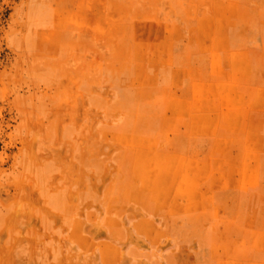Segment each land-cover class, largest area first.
<instances>
[{"label":"rangeland","instance_id":"1","mask_svg":"<svg viewBox=\"0 0 264 264\" xmlns=\"http://www.w3.org/2000/svg\"><path fill=\"white\" fill-rule=\"evenodd\" d=\"M0 264H264V0H0Z\"/></svg>","mask_w":264,"mask_h":264}]
</instances>
